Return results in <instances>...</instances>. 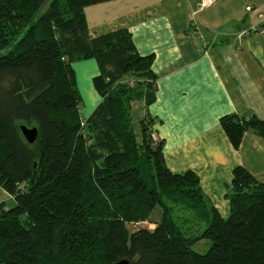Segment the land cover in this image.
<instances>
[{
  "label": "trees",
  "instance_id": "trees-1",
  "mask_svg": "<svg viewBox=\"0 0 264 264\" xmlns=\"http://www.w3.org/2000/svg\"><path fill=\"white\" fill-rule=\"evenodd\" d=\"M48 1L0 0V189L15 202L0 203V264H264V183L234 168L221 217L194 172L167 168L154 119L135 127L132 102L155 99L154 56L125 29L89 35L85 9L111 0L38 14ZM89 59L100 100L83 120L72 64ZM220 122L235 149L249 131L264 138L253 115ZM21 126L37 128L33 144Z\"/></svg>",
  "mask_w": 264,
  "mask_h": 264
},
{
  "label": "crops",
  "instance_id": "crops-1",
  "mask_svg": "<svg viewBox=\"0 0 264 264\" xmlns=\"http://www.w3.org/2000/svg\"><path fill=\"white\" fill-rule=\"evenodd\" d=\"M104 3L111 11L100 20L85 9L89 35L125 29L139 55L154 56V102L147 108L143 101L132 102L133 117L147 113L154 119L153 135L163 141L167 168L194 172L202 192L226 218L234 168L241 166L264 183V138L249 131L235 149L220 122L230 115L264 120V32L257 31L264 29L259 12L264 0H212L204 8L201 0ZM73 67L77 85L83 81L90 93L96 62L82 60Z\"/></svg>",
  "mask_w": 264,
  "mask_h": 264
},
{
  "label": "rangeland",
  "instance_id": "rangeland-1",
  "mask_svg": "<svg viewBox=\"0 0 264 264\" xmlns=\"http://www.w3.org/2000/svg\"><path fill=\"white\" fill-rule=\"evenodd\" d=\"M51 0H49L42 8L41 10H39L38 14L42 13L46 7H47V4L50 2ZM60 3H62V0H58ZM105 4H108V3H100L98 5H95L96 7H93V6H90V7H87V13H89L90 15L92 14L93 17L96 16V14L99 15V19H103L106 17V14L109 13L110 14V11L111 9L109 8L110 5H105ZM97 6H100V7H97ZM93 8V9H92ZM95 8V9H94ZM105 8V9H104ZM259 12H264L263 9H261ZM4 52H1L0 53V56L3 55ZM75 64V63H74ZM72 64V68L74 69L73 65ZM85 86V83L83 81H81V83H78L77 85V80H76V88L78 90V93H79V96H80V99H81V109H80V116L81 118L84 120L87 118L88 115H90V113L93 111V109L96 107L98 101H99V96L97 95V92L94 91V89H91V92L89 93L87 89L84 88ZM137 110V108H135ZM89 110V114L87 115L85 111ZM135 115V114H134ZM134 120L133 123L135 124V127L137 128V121L134 117ZM0 203H3L4 206L7 208V209H10L12 208L14 205H15V202L14 200L8 196V194L3 191L2 189H0ZM162 217V211H161V208L160 207H156L155 210L152 212L151 214V219L152 221H156V222H159L160 219ZM210 246V242L208 241H199L197 242V244H195V246L193 247V249L200 253V254H204L207 252L208 248Z\"/></svg>",
  "mask_w": 264,
  "mask_h": 264
},
{
  "label": "water",
  "instance_id": "water-1",
  "mask_svg": "<svg viewBox=\"0 0 264 264\" xmlns=\"http://www.w3.org/2000/svg\"><path fill=\"white\" fill-rule=\"evenodd\" d=\"M20 132L22 134V137L28 144H33L37 137H38V130L36 127L33 128H27L25 126L20 127ZM36 177V164L33 166V178L31 179V182ZM114 264H129L126 260L118 261Z\"/></svg>",
  "mask_w": 264,
  "mask_h": 264
},
{
  "label": "built area",
  "instance_id": "built-area-1",
  "mask_svg": "<svg viewBox=\"0 0 264 264\" xmlns=\"http://www.w3.org/2000/svg\"><path fill=\"white\" fill-rule=\"evenodd\" d=\"M211 4H212V0H201L200 7H201V8L208 7V6H210ZM252 29H254V28H252ZM253 31H254V30H253ZM257 31H258V32H259V31H260V32H264V29H262V28H261V29L258 28ZM241 35H242V36L248 35V31L242 32Z\"/></svg>",
  "mask_w": 264,
  "mask_h": 264
}]
</instances>
